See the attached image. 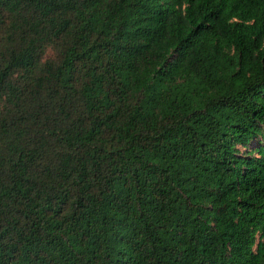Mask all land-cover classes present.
<instances>
[{
    "label": "trees",
    "instance_id": "trees-1",
    "mask_svg": "<svg viewBox=\"0 0 264 264\" xmlns=\"http://www.w3.org/2000/svg\"><path fill=\"white\" fill-rule=\"evenodd\" d=\"M0 264H264V0H0Z\"/></svg>",
    "mask_w": 264,
    "mask_h": 264
}]
</instances>
